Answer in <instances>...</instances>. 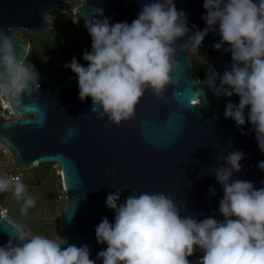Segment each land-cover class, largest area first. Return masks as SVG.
<instances>
[{"label": "clouds", "instance_id": "9594fccd", "mask_svg": "<svg viewBox=\"0 0 264 264\" xmlns=\"http://www.w3.org/2000/svg\"><path fill=\"white\" fill-rule=\"evenodd\" d=\"M203 8V30H195L187 42L177 45L189 29L186 13L176 9L174 0H150L131 24L94 19L103 17L104 10L91 6L90 14L82 16L91 37V51L83 53L87 66L75 57L65 65L78 78V98L83 103L90 97L91 111L117 125L132 119L146 91L171 103L179 93L171 97L165 93L179 83L171 75L179 66L177 55L190 47L198 49L218 24L221 40L213 48L221 50L228 44L223 51H230L231 65L222 75L209 65L203 83L216 97H239L238 104L226 103L223 116L231 118L243 135L247 107L249 132L264 153V0H204ZM72 20L77 22L75 14ZM39 88L35 67L17 59L11 39L0 28V97L15 112L22 107V94L31 97ZM190 103L198 105L200 100ZM0 143L7 144V138L0 137ZM244 158L245 153L235 150L218 157L223 163L210 169L209 175L215 176L223 191L219 200L223 221L182 217L176 202L162 192L137 195L132 190L118 204L122 189L116 188L105 200V206L115 212L114 222L102 217L95 227L97 243L106 244L97 259L103 264H190L188 257L199 249L203 252L199 264H264V187L256 189L251 181L230 179L242 170ZM256 167L264 172V161ZM9 190L24 200V210L35 205L33 197L24 196L26 186L19 177L0 178V193ZM209 192L215 195L214 188ZM67 243L65 237L31 235L16 225L7 243L0 246V264H95L87 245L61 247Z\"/></svg>", "mask_w": 264, "mask_h": 264}, {"label": "water", "instance_id": "95a60500", "mask_svg": "<svg viewBox=\"0 0 264 264\" xmlns=\"http://www.w3.org/2000/svg\"><path fill=\"white\" fill-rule=\"evenodd\" d=\"M150 0H81L72 14L75 25L84 27L83 15L90 14L91 6L102 8L103 17L110 24L131 22L138 17L142 5ZM204 0H174L176 9L183 10L188 18L189 32L177 40V45L187 42L195 30H203L206 14ZM255 2V0H254ZM67 0H0V28L11 39L17 59H25L29 41L15 36L13 29L41 32L50 28L45 15L52 11H69ZM195 25V29H193ZM11 29L8 32V29ZM221 40L218 24L201 42L206 69L209 65L223 74L231 65V53L215 50L213 44ZM190 47L181 51L176 59L179 66L171 75L179 83L170 86L165 93L176 98L165 104L150 91H146L135 109V115L119 125L91 111L92 100L78 98V80L74 76L56 82L40 71V88L31 97L22 94V107L12 117H0V137H6L15 160L24 167L39 163H58L63 179V191L68 195L59 215V228L67 244L77 247L87 245L89 258L95 264H103L97 253L106 248L95 239V227L102 217L114 222L115 212L105 206L109 193L122 189L118 204L131 195L132 190L164 193L176 202L181 216L193 215L198 221L212 217L223 221L219 212V200L223 191L212 167H220L218 157L239 150L245 153L240 161L242 170L233 173L230 179L251 181L256 189L264 187V172L256 165L264 161V153L257 146L255 134L249 132L248 108H245L246 123L241 126L244 134L235 127V122L225 119L226 103L238 104L239 97H216L203 83L206 75L199 78L189 61ZM216 86H219L217 78ZM199 98L198 105L192 99ZM201 173V175H200ZM215 189L211 195L209 188ZM185 207L187 211H185ZM0 204V246L10 239L16 226L3 214ZM234 219V217H233ZM15 243V239L13 240ZM190 264H199V259Z\"/></svg>", "mask_w": 264, "mask_h": 264}, {"label": "rangeland", "instance_id": "374dc122", "mask_svg": "<svg viewBox=\"0 0 264 264\" xmlns=\"http://www.w3.org/2000/svg\"><path fill=\"white\" fill-rule=\"evenodd\" d=\"M81 4V0H67V11H52L45 15L50 23V28L41 32H28L13 29L15 36L27 39L33 46L30 56V64L36 71H40L56 82H63L65 77L77 76L71 68L65 67L70 64L73 57L83 66H87L83 60V53L91 51V37L80 35L74 40L66 34L70 30V23H73V10ZM57 31L49 36L43 35L54 27ZM79 30H84L78 28ZM189 61L196 69L200 78L206 75V64L204 62V52L198 48L190 49ZM7 100L0 97V117H12L11 110L6 107ZM21 166L15 159L0 158V178L11 169H18L22 173V182L26 186L25 197H33L35 205L24 210V200L14 195V192L0 193V204L3 206L4 216L15 225L21 226L31 235H44L49 238L62 237V234L54 230L59 226V215L62 212L65 202L59 196L63 194V179L61 170L55 163L49 164V169L45 174H39L32 170V167ZM203 252L196 249L192 257H201Z\"/></svg>", "mask_w": 264, "mask_h": 264}, {"label": "trees", "instance_id": "16d2710c", "mask_svg": "<svg viewBox=\"0 0 264 264\" xmlns=\"http://www.w3.org/2000/svg\"><path fill=\"white\" fill-rule=\"evenodd\" d=\"M57 29H58V27L56 26V27L50 29L49 31L44 32L43 35L49 36V35L55 33L57 31ZM66 34H68L69 37H71L74 40H76V39L78 40V38H76V37H78L80 35L90 36L87 30H79L78 28H76L72 24V22L70 23V30L69 31H66ZM32 52H33V46L30 45L29 46L28 53H27L25 59L23 60L24 63L28 64L30 62V56H31ZM198 76H199V74H198ZM66 78H67V76L65 77V79ZM49 164L50 163H39V164H36L35 167H32V170L35 171V172L36 171L39 172V174H41V175L42 174H45L48 171V169H49ZM51 164H53V163H51ZM1 207L3 208L2 205H1ZM54 231L56 233H58V234H61L59 226L57 228H55ZM188 259H189V261H191V260L199 259V257H192V256H190V257H188Z\"/></svg>", "mask_w": 264, "mask_h": 264}, {"label": "built area", "instance_id": "2783aa9c", "mask_svg": "<svg viewBox=\"0 0 264 264\" xmlns=\"http://www.w3.org/2000/svg\"><path fill=\"white\" fill-rule=\"evenodd\" d=\"M1 157L12 158L13 160L15 159L12 151L10 150V148L8 146L0 143V158ZM55 165L59 168L58 163H55ZM60 174H61V172H60ZM16 177H19L22 180V173L18 169H14V170L11 169V170H9L8 173H6L5 175L1 176L2 179H7V180H10V181H13ZM11 191L12 190H9L7 192H11ZM59 198L62 201L66 202L68 200V195L65 192H63V194L60 195ZM1 214L4 215V211L2 209H1Z\"/></svg>", "mask_w": 264, "mask_h": 264}, {"label": "bare ground", "instance_id": "6f19581e", "mask_svg": "<svg viewBox=\"0 0 264 264\" xmlns=\"http://www.w3.org/2000/svg\"><path fill=\"white\" fill-rule=\"evenodd\" d=\"M7 104V103H6ZM7 107V106H6ZM7 108H9V107H7Z\"/></svg>", "mask_w": 264, "mask_h": 264}, {"label": "flooded vegetation", "instance_id": "af4514ba", "mask_svg": "<svg viewBox=\"0 0 264 264\" xmlns=\"http://www.w3.org/2000/svg\"><path fill=\"white\" fill-rule=\"evenodd\" d=\"M200 78V77H199Z\"/></svg>", "mask_w": 264, "mask_h": 264}]
</instances>
